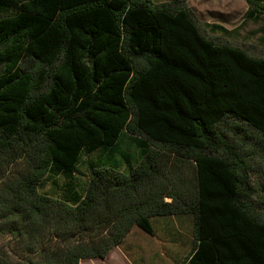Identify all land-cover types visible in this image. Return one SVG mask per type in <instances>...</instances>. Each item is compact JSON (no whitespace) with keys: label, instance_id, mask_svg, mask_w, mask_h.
I'll list each match as a JSON object with an SVG mask.
<instances>
[{"label":"trees","instance_id":"obj_1","mask_svg":"<svg viewBox=\"0 0 264 264\" xmlns=\"http://www.w3.org/2000/svg\"><path fill=\"white\" fill-rule=\"evenodd\" d=\"M252 159L264 178V55L187 0H0V264L104 258L164 216L192 220L180 264H264Z\"/></svg>","mask_w":264,"mask_h":264},{"label":"rangeland","instance_id":"obj_2","mask_svg":"<svg viewBox=\"0 0 264 264\" xmlns=\"http://www.w3.org/2000/svg\"><path fill=\"white\" fill-rule=\"evenodd\" d=\"M162 2L169 0H152ZM195 12L203 32L217 41H226L247 50L252 55H264V13L253 18L246 17L245 0H187ZM219 24L225 30L213 31L211 25ZM99 151L83 152L72 178L74 189L81 192L88 180V163L98 156ZM250 178L256 190L253 197L258 210L264 213V178L258 164L252 159ZM52 178L39 186V191L59 195L67 180L56 176L57 190L54 192ZM58 181V182H57ZM60 185V186H59ZM169 199V198H166ZM154 235L147 234L134 226L120 245L114 246L104 260L93 264H176L190 250L193 242L192 220L190 217H155L151 219ZM154 252L166 255H153ZM125 256L128 259H124ZM88 261L85 258L84 262Z\"/></svg>","mask_w":264,"mask_h":264},{"label":"crops","instance_id":"obj_3","mask_svg":"<svg viewBox=\"0 0 264 264\" xmlns=\"http://www.w3.org/2000/svg\"><path fill=\"white\" fill-rule=\"evenodd\" d=\"M164 217H168V216H164ZM181 217H186V216H181ZM153 218H155V217H153ZM152 219V218H151ZM154 229V228H153ZM152 235H154V232H153V234ZM127 237V236H126ZM125 237V238H126ZM188 253V252H187ZM187 253H186V255H187ZM153 255H162V256H164V255H166L165 253H162V252H160V253H158L157 254V252H154L153 253ZM186 255L180 260V261H178L176 264H180V263H182V261L184 260V258L186 257ZM105 258H107V256H105L104 258H95V259H88L87 258V260L88 261H85L84 262V260L85 259H81L80 261H79V264H93L94 263V261H96V259H98V260H104ZM124 259H128V257L127 256H125V254H124ZM171 263L173 264V262L171 261ZM123 264H125L124 262H123Z\"/></svg>","mask_w":264,"mask_h":264}]
</instances>
